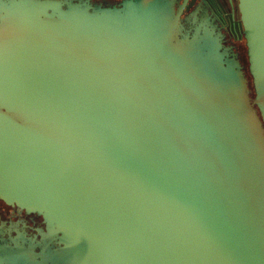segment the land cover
Here are the masks:
<instances>
[{"label":"water","instance_id":"obj_1","mask_svg":"<svg viewBox=\"0 0 264 264\" xmlns=\"http://www.w3.org/2000/svg\"><path fill=\"white\" fill-rule=\"evenodd\" d=\"M179 1H0V201L64 244L6 264H264V0H236L259 111Z\"/></svg>","mask_w":264,"mask_h":264},{"label":"flooded vegetation","instance_id":"obj_2","mask_svg":"<svg viewBox=\"0 0 264 264\" xmlns=\"http://www.w3.org/2000/svg\"><path fill=\"white\" fill-rule=\"evenodd\" d=\"M63 1L66 6L80 4L82 6H90L92 9H120L124 0ZM183 1L180 0L177 3L178 7L181 6ZM4 19L13 21L10 15H4L0 6V24L5 23ZM183 20L191 35L202 25V32L205 30L207 34L213 35L221 42L223 48L232 53L240 55L245 48H248L236 0H233V3L230 0H191V4H189L188 9L184 13ZM186 35L182 34V37ZM245 41L246 44L244 45ZM240 64L243 70L241 60ZM14 224H17L16 227H12ZM13 248L15 250L20 248H24L25 250L30 249L34 250L36 254H46L45 256L50 253L49 258L51 257L55 261L54 254L60 255L64 250V244L58 238L52 237L50 227L42 219L27 216L26 214L14 213L0 201V264L1 262L6 264L7 259L5 258V254L8 258V252Z\"/></svg>","mask_w":264,"mask_h":264},{"label":"rangeland","instance_id":"obj_3","mask_svg":"<svg viewBox=\"0 0 264 264\" xmlns=\"http://www.w3.org/2000/svg\"><path fill=\"white\" fill-rule=\"evenodd\" d=\"M245 44H246V41H245L244 45ZM222 51L227 52L229 54V57L232 59H236L239 62L241 60V63L243 65V71L245 73V78L248 81V89L250 91V104H252L253 109H255L256 111H259L258 107L254 104L255 99H256V90H255V86H254V79H253L251 71H250V58L248 56V48H245L243 50L242 54H240V55H238L236 53H232L231 51H229L223 47H222ZM16 225L17 224H14V226H12V227H16ZM14 230H16V229H14Z\"/></svg>","mask_w":264,"mask_h":264}]
</instances>
